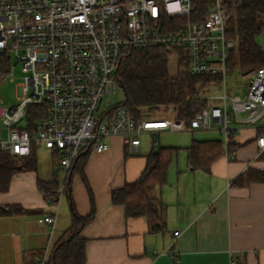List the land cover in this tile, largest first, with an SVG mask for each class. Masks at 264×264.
Returning a JSON list of instances; mask_svg holds the SVG:
<instances>
[{
    "label": "built area",
    "instance_id": "obj_1",
    "mask_svg": "<svg viewBox=\"0 0 264 264\" xmlns=\"http://www.w3.org/2000/svg\"><path fill=\"white\" fill-rule=\"evenodd\" d=\"M239 0H0V60L10 77L17 64L25 74L22 97L10 107L0 101V151L21 157L32 147L57 150L64 181L53 215L39 218L54 227L65 184L80 155L89 148L109 150L108 139L121 137L134 153L143 134L213 130L226 143L241 124L264 116V66L250 70L244 95L226 90L228 60L235 47L227 38L230 6ZM184 49L192 75L222 78L223 91L210 95L218 103L189 122L169 117L135 119L114 97L124 96L116 74L121 61L135 49ZM16 60L15 65H13ZM13 79V77H12ZM30 105H45L46 117L35 131L20 126ZM264 151V135L257 139ZM158 146V142H155ZM230 160L233 154H228ZM178 232L175 233V236ZM48 260L45 253L41 264Z\"/></svg>",
    "mask_w": 264,
    "mask_h": 264
},
{
    "label": "crops",
    "instance_id": "obj_2",
    "mask_svg": "<svg viewBox=\"0 0 264 264\" xmlns=\"http://www.w3.org/2000/svg\"><path fill=\"white\" fill-rule=\"evenodd\" d=\"M230 124L237 130L229 143L218 134L201 137L208 140L194 137L185 147H161L153 141L142 154L141 138L138 154L115 136L108 139V151L86 153L64 190L79 216L95 214L81 234L86 240L85 264H264V151L257 144L264 135V116L255 124H241L235 118ZM194 141L221 142L223 153L209 170L189 166L188 148ZM159 148L176 150L167 183L151 195L164 207L161 231L153 229L156 218L128 217L125 206L111 199L113 191L139 179L147 157ZM182 149L187 153L183 164L173 166ZM38 169L39 165L36 171L17 172L9 191L0 193L1 208L20 205L28 210L0 215V264H41L72 222L66 210L60 213L61 203L54 227L38 221L56 212L40 186L61 173L54 166L42 176ZM241 176L243 183L235 184Z\"/></svg>",
    "mask_w": 264,
    "mask_h": 264
},
{
    "label": "trees",
    "instance_id": "obj_3",
    "mask_svg": "<svg viewBox=\"0 0 264 264\" xmlns=\"http://www.w3.org/2000/svg\"><path fill=\"white\" fill-rule=\"evenodd\" d=\"M227 38L233 40L235 47L228 60V73L247 74L250 70L264 66V48L257 38L264 31V0H239L230 6L226 22ZM178 56L179 67L176 73L168 69L169 56ZM189 62L184 49L142 48L131 50L121 61L116 77L124 90L123 105L135 119L156 116L171 112L175 119L190 121L217 101L209 99L211 89L222 83L220 76L209 74L192 75L188 70ZM6 65L0 60V73L6 72ZM45 105H30L27 108L26 122L31 132L36 123L46 117ZM38 146H33L28 156L16 157L0 151V193L9 191L14 175L19 171H36L38 166ZM82 153L71 173L78 170L80 163L90 152ZM189 166L192 170H209L211 164L223 153L221 142L194 141L188 148ZM175 149L159 148L147 157V164L139 177L123 189L111 193L112 203L124 205L128 217L156 218L154 230H164V207L151 195L157 188L167 183L168 169L173 160ZM55 170L59 165V154L52 150ZM264 157V155H263ZM57 177V176H56ZM69 179V177H68ZM239 177L235 184H242ZM68 188V180L65 184ZM58 181L40 186L45 198L57 196ZM68 191V190H67ZM66 191V192H67ZM71 200V199H70ZM73 225L62 236L52 250L45 264H85V243L81 236L85 226L94 220V212L87 217L79 216L72 203ZM28 210L20 205L0 207V215L22 214Z\"/></svg>",
    "mask_w": 264,
    "mask_h": 264
},
{
    "label": "rangeland",
    "instance_id": "obj_4",
    "mask_svg": "<svg viewBox=\"0 0 264 264\" xmlns=\"http://www.w3.org/2000/svg\"><path fill=\"white\" fill-rule=\"evenodd\" d=\"M264 41V31L259 36L258 42ZM179 59L178 56L174 53H172L169 56V62H168V69L171 73H176L179 67ZM16 60H14L13 65H15ZM10 77L2 80V77L0 76V101L3 102V105L6 107H10L13 104H16L18 100L22 97V88L20 86L21 82L23 81V77L25 74L22 71V64H17L13 70V74L9 75ZM13 77V79H12ZM249 82V76L247 74H242L239 72L235 73H228L227 79H226V90L230 96H236V95H244V92L246 91L247 85ZM223 91V85L220 84L219 87H214L211 89L210 95L213 96H219L220 93ZM118 102H123L125 97L117 94L114 97ZM167 114V113H166ZM166 114H158L156 116H162L164 117ZM26 120L21 122L20 126H25ZM231 125V124H230ZM218 134L219 138L224 137V132L220 129L216 130H188V131H182V132H162L158 136L157 134L149 135V134H143L142 135V154L147 151V149H151L152 142H158V145L160 143L161 147H185L189 145L192 141V139L195 137L196 139H205L208 140L210 138H201L206 135H213ZM158 140V141H157ZM139 154V153H138ZM186 151L185 149H182L179 151L178 157L173 163L175 166L177 162L180 164H183V158L186 157ZM180 159L178 160V158ZM38 165H39V172L40 175L44 176L45 174L49 173V171L53 172L54 164L52 161V154L51 151L45 149L44 147H40L38 150ZM56 180L58 181L59 187L57 188V192L60 193L61 186L64 181V175L62 173L57 172ZM154 192V196H155ZM48 206L50 207V204L47 202ZM68 213L70 218H72V222L69 224L68 230L63 232L62 236H64L72 227L73 225V210L70 204V200L68 197V194L65 193L63 196V199L61 201V210L60 213L64 212ZM62 238V237H61ZM55 243V242H54Z\"/></svg>",
    "mask_w": 264,
    "mask_h": 264
}]
</instances>
